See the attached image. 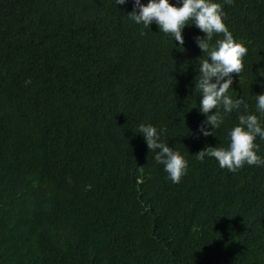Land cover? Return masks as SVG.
Segmentation results:
<instances>
[{"label": "trees", "instance_id": "16d2710c", "mask_svg": "<svg viewBox=\"0 0 264 264\" xmlns=\"http://www.w3.org/2000/svg\"><path fill=\"white\" fill-rule=\"evenodd\" d=\"M216 2L249 50L230 92L255 112L264 0ZM132 9L0 0V264H264V165L233 173L194 156L227 147L238 123L234 111L214 136L199 132L206 117L192 88L204 34L185 27L180 48L129 20ZM141 123L165 128L185 155L179 184Z\"/></svg>", "mask_w": 264, "mask_h": 264}, {"label": "clouds", "instance_id": "9594fccd", "mask_svg": "<svg viewBox=\"0 0 264 264\" xmlns=\"http://www.w3.org/2000/svg\"><path fill=\"white\" fill-rule=\"evenodd\" d=\"M133 9L126 16L143 29L157 25L160 32L171 36L183 48L185 27L195 26L204 35L195 37V43L203 55L195 61L198 75L193 81L192 94H199V113L206 119L199 132L204 137L214 136V132L224 124L225 117L234 111L238 113V123L227 133V147L207 146L195 158L201 163L206 158H214L219 167L229 172H237L247 166L264 165V156L259 155L260 144L264 141V91L255 95V112L248 111L243 97H233L232 85L245 70V57L248 48L237 41L225 23L226 14L221 3L216 0H131ZM233 0H224L231 4ZM129 0H115L116 7L124 6ZM146 33L141 30L140 35ZM214 37H222L215 39ZM235 74V77H234ZM253 83L264 88V68H257ZM257 77L260 79L258 80ZM243 109V110H242ZM165 128H157L153 124L141 123L140 134L154 161L163 166L164 172L174 184H179L188 174L189 162L185 155L174 147H169L163 139ZM192 135V133H191Z\"/></svg>", "mask_w": 264, "mask_h": 264}]
</instances>
